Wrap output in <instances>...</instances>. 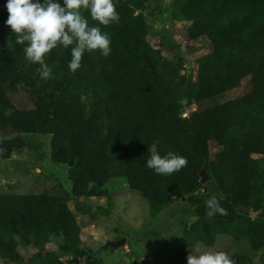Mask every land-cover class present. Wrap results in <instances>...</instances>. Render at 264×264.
<instances>
[{"label": "trees", "instance_id": "trees-1", "mask_svg": "<svg viewBox=\"0 0 264 264\" xmlns=\"http://www.w3.org/2000/svg\"><path fill=\"white\" fill-rule=\"evenodd\" d=\"M113 2L118 23L99 25L83 12L110 35V55L85 52L72 73L71 47L54 49L45 56L53 67V78L45 82L6 26L7 0H0V161L27 145L45 151L48 136H76L81 139L75 148L61 139L47 148L51 163L72 161L75 197L108 196L106 184L123 177L151 217L175 198L189 201L195 219L183 227L178 243L151 254V264H187L189 247L213 246L222 234L245 241L255 252L263 249L259 262L264 264V0L168 1L171 16L191 22L188 38L206 36L211 43L210 52L196 59L194 78L181 73V61L165 58L149 43L150 28L141 14L124 0ZM245 78L250 88L242 99L202 106ZM20 82L23 88L17 87ZM14 93L24 94L30 105L16 104ZM192 104L198 108L182 116ZM9 108L12 115L5 117ZM154 142L161 155L186 157L187 167L167 176L147 168V149ZM204 169L223 198L226 216L206 217L205 201L212 194L201 191ZM61 231L65 239L59 244L52 237ZM80 235L64 195L0 193L4 264H64L89 256ZM21 243L36 250V257L23 261Z\"/></svg>", "mask_w": 264, "mask_h": 264}, {"label": "rangeland", "instance_id": "rangeland-1", "mask_svg": "<svg viewBox=\"0 0 264 264\" xmlns=\"http://www.w3.org/2000/svg\"><path fill=\"white\" fill-rule=\"evenodd\" d=\"M124 1L134 8L135 13L141 14L149 25V43L160 49L165 58L181 61V73L194 78L196 59L211 50L208 38H188L186 31L191 22L171 16L168 9L169 0ZM249 88V79L245 78L239 86L204 101L202 106L230 99H242ZM11 96L18 105H30V101L22 93H14ZM196 108L198 105L192 104L183 109L181 115L187 116ZM57 139L67 141L75 148L81 138L71 135L48 136L46 140L43 139L45 151L30 145L14 150L8 158L0 161V193L44 192L65 196L66 204L81 229L80 247L88 249L90 254L78 257L72 262L63 261L64 264H138L141 259L142 264H151L150 256L154 251L178 243L183 227L196 217L190 212L191 206L186 197L175 198L153 217L149 216L148 206L137 190L123 177L113 178L106 184L108 196L86 194L75 197L72 191L73 175H70L68 168L72 161L69 165H60L51 163L47 157L49 143ZM200 176L203 184L201 191L216 196L221 202L223 198L212 189L208 172L204 169ZM85 177L79 176L81 180L76 181H84ZM83 191L85 193L87 189L83 188ZM250 215L254 216L255 213L250 212ZM192 247H199L202 252L224 251L231 258L236 256L240 264H260V253L263 250L255 252L245 241H234L225 234L218 235L213 246L197 243ZM18 250L23 261L37 255L36 250L26 243L19 244ZM0 264H4L1 258Z\"/></svg>", "mask_w": 264, "mask_h": 264}, {"label": "clouds", "instance_id": "clouds-1", "mask_svg": "<svg viewBox=\"0 0 264 264\" xmlns=\"http://www.w3.org/2000/svg\"><path fill=\"white\" fill-rule=\"evenodd\" d=\"M5 7L9 13L6 26L16 34V43L25 45L23 52L26 60L39 65L37 74L45 82L53 78V67L46 62L45 56L54 49L71 47L68 69L72 73L81 67L85 52L99 50L105 57L110 55V35L102 32L99 26L91 25L83 15L84 11L89 12L92 21L99 25L108 26L120 20L113 0H62V3L60 0H7ZM17 87L23 88V82ZM3 114L11 116L12 109H5ZM2 151L4 149H0ZM147 151L146 167L157 174L172 175L188 165L187 158L175 152L161 155L157 142L152 143ZM205 205L209 219L217 213L228 215L216 196L206 200ZM52 239L62 244L65 239L63 231L58 238L53 236ZM187 264H235V261L224 251L202 252L199 247H191Z\"/></svg>", "mask_w": 264, "mask_h": 264}, {"label": "water", "instance_id": "water-1", "mask_svg": "<svg viewBox=\"0 0 264 264\" xmlns=\"http://www.w3.org/2000/svg\"><path fill=\"white\" fill-rule=\"evenodd\" d=\"M202 181V180H201ZM143 263V259H141L140 261H139V263L138 264H142Z\"/></svg>", "mask_w": 264, "mask_h": 264}]
</instances>
